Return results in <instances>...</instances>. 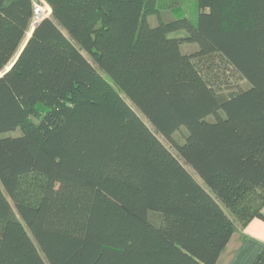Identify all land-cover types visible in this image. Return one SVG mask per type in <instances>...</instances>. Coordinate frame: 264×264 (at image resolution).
Wrapping results in <instances>:
<instances>
[{"label":"trees","instance_id":"obj_1","mask_svg":"<svg viewBox=\"0 0 264 264\" xmlns=\"http://www.w3.org/2000/svg\"><path fill=\"white\" fill-rule=\"evenodd\" d=\"M44 1L21 51L0 0V264H216L264 219V0Z\"/></svg>","mask_w":264,"mask_h":264},{"label":"crops","instance_id":"obj_2","mask_svg":"<svg viewBox=\"0 0 264 264\" xmlns=\"http://www.w3.org/2000/svg\"><path fill=\"white\" fill-rule=\"evenodd\" d=\"M50 13L49 6L48 15ZM19 52L20 50L0 72V76L10 68ZM200 182L202 183V181ZM216 264H264V219L256 217L250 220L246 226L238 227L222 250Z\"/></svg>","mask_w":264,"mask_h":264},{"label":"rangeland","instance_id":"obj_3","mask_svg":"<svg viewBox=\"0 0 264 264\" xmlns=\"http://www.w3.org/2000/svg\"><path fill=\"white\" fill-rule=\"evenodd\" d=\"M35 3H38L40 4L42 7H43V15L44 16H47L48 13H49V6L48 4L44 1V0H34ZM174 5H175V11L177 12H184L185 14H188L190 16L192 15H195L196 14V0H175L174 1ZM150 20V23L152 25H156L157 23V18L156 16H151L149 18ZM34 28L33 24H31L30 26V29L29 31L26 33L23 41H22V44H21V47L22 45H24V43L26 42L27 38L29 37V34H30V31ZM197 47L198 45L196 43H184L182 45V50L186 53H195L197 51ZM222 79L223 81H227L228 84L232 85V84H235L236 86H241L242 88H247L249 87V84L247 83V81L241 79L240 77H238L237 75L233 76V73H231L230 71H225L224 74H222ZM237 82V83H236ZM145 121L146 119L143 118ZM148 123V121H146ZM149 124V123H148ZM150 125V124H149ZM19 129H17L16 131H13V132H9L8 134H13V135H17L19 133ZM184 135H185V129H182L180 131H178L177 133L174 134V137L176 140L178 141H182V139L184 138ZM158 137L160 138V140L168 147L170 148L174 153L175 152V149L172 147V145L170 144V142L165 139L163 136H161L160 134H158ZM191 171L192 173L197 176L196 178L199 179V181H202L200 179V177L196 174V172L190 167V166H187Z\"/></svg>","mask_w":264,"mask_h":264},{"label":"built area","instance_id":"obj_4","mask_svg":"<svg viewBox=\"0 0 264 264\" xmlns=\"http://www.w3.org/2000/svg\"><path fill=\"white\" fill-rule=\"evenodd\" d=\"M43 10L44 9L40 4L35 3L34 17H33V21H32L33 26H35V24H37L41 20V18L44 16Z\"/></svg>","mask_w":264,"mask_h":264},{"label":"water","instance_id":"obj_5","mask_svg":"<svg viewBox=\"0 0 264 264\" xmlns=\"http://www.w3.org/2000/svg\"><path fill=\"white\" fill-rule=\"evenodd\" d=\"M37 24H38V23H37ZM37 24H35V26H36ZM35 26H34V27H35ZM33 30H34V28L32 29L31 34H32ZM30 36H31V35H30ZM30 36L27 38L26 42H25L24 45L22 46L21 51H22V49L24 48V46H25V44L27 43V41H28V39L30 38ZM21 51L19 52V54L21 53ZM19 54H18V56H19ZM16 59H17V58H16ZM16 59H15V60H16ZM13 63H14V62H13ZM13 63L11 64V66L13 65ZM11 66H10V67H11Z\"/></svg>","mask_w":264,"mask_h":264}]
</instances>
